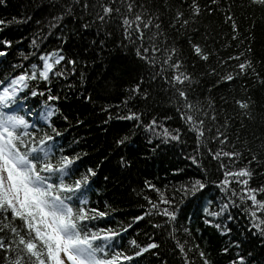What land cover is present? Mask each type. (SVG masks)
I'll return each mask as SVG.
<instances>
[{"label": "trees", "instance_id": "1", "mask_svg": "<svg viewBox=\"0 0 264 264\" xmlns=\"http://www.w3.org/2000/svg\"><path fill=\"white\" fill-rule=\"evenodd\" d=\"M102 6L118 9L104 23L97 19ZM136 15L144 23L151 21L142 31L144 40L151 38L152 43L125 31L123 19L135 24ZM0 20L5 21L0 41H12L6 49L0 44L7 52L0 56V80L42 70L41 54L65 57L47 81L29 79L23 97L34 112L45 104L55 109L51 124L61 133L58 142L66 154L81 157L77 176L88 167L96 169L88 208L108 215L90 227L124 228L114 248L121 245L129 255L132 240L139 246L153 241L159 245L126 264H203L204 259L232 264L241 255L245 264H264V234L247 212L251 201H241L238 193L227 212L211 215L226 202L219 187L226 170L248 168L249 186H264V5L253 0H3ZM153 45L161 51L153 53ZM141 48L149 51L138 55ZM165 48L176 49L173 61ZM175 59L182 62L179 70L169 66ZM246 61L251 67L241 72L237 66ZM180 74L189 81L170 86L172 77ZM226 75L233 79L224 80ZM137 85L139 92L134 91ZM29 89L44 95L32 97ZM178 90L186 92L191 108L185 107ZM49 94L58 99L48 101ZM181 109L193 122L181 116ZM130 112L139 120L124 119ZM153 120L158 126L150 129ZM200 121L203 135L194 130ZM165 131L178 133L179 139L165 138ZM218 132L227 140H217ZM125 135L129 142L117 147L115 141ZM225 152L239 155L212 159ZM192 155L198 163L189 159ZM122 156L130 166L121 165ZM196 179L208 181L205 197L182 198L181 185ZM230 187L242 186L232 182ZM164 199H174L175 220L150 214L133 223L134 217L151 211L149 200L169 207ZM257 199L264 200V193Z\"/></svg>", "mask_w": 264, "mask_h": 264}, {"label": "snow or ice", "instance_id": "2", "mask_svg": "<svg viewBox=\"0 0 264 264\" xmlns=\"http://www.w3.org/2000/svg\"><path fill=\"white\" fill-rule=\"evenodd\" d=\"M253 2L264 5V0H253ZM193 3L195 4V0ZM128 8L131 11L132 5L129 4ZM116 11L118 9L113 6H102L103 15H98L97 19L100 23H104ZM195 11L199 13L198 6ZM135 22L134 24L126 17L123 19L125 31L129 36L135 32L140 36L141 42L152 43L151 38L144 40L145 33L142 31V29H149L151 21L144 23L142 17L136 15ZM4 23L5 21L0 20V25ZM156 27L159 29L160 25ZM0 44L6 49L12 45V41L3 40ZM33 44L35 45V41ZM163 50L169 53L168 60L173 61L176 49ZM148 51L147 48H141L137 54ZM151 51L155 53L161 49L153 45ZM194 51L202 54L199 45H194ZM6 54V50L0 49V56ZM39 59L42 62V70L32 71L31 75L28 72H21L9 79L0 80V261L2 264H126L151 249H157L159 245L154 241L146 246H139L136 240H132L133 251L129 255L120 250L121 245H116L114 248L115 238L125 231L124 228L117 231L112 228L90 227L92 221L108 215L107 212L99 209L88 208V193L92 190L90 178L97 175L96 169L88 167L84 174L77 176L76 173L80 167L78 161L81 157L66 154V150L58 142L61 133L51 124L55 109L45 104L34 112L27 108L26 98L23 97L22 89L28 88L29 79L35 80L39 77L47 81L54 66L65 57L58 53H48L41 54ZM202 59L207 60L208 56L202 54ZM150 62L155 61L153 59ZM169 66L179 70L182 62L180 59H175ZM237 67L243 72L249 69L251 64L246 61L238 64ZM189 79V76L180 74L173 76L169 83L173 86L174 83L183 84ZM223 79L230 81L233 76L226 75ZM139 90L140 86L137 85L134 91L139 92ZM29 92L32 97L44 95L31 89ZM178 95L184 98L186 108L192 107L187 104L185 91L178 90ZM22 99L24 102L18 103ZM54 99L58 97L50 94L47 96L48 101ZM241 106L247 108L248 104L244 103ZM181 116L193 122V116L187 115L183 109H181ZM64 119L66 120L67 117ZM109 119L112 117L110 116ZM124 119L135 122L139 120V115L136 112H130ZM42 124L45 127L42 128L40 126ZM203 124L204 122L200 121V127L194 129L200 135H203ZM157 126V121L153 120L149 128L154 129ZM45 129H50V132ZM164 136L167 138L171 136V133L165 131ZM221 136L223 134L218 132L216 139L220 140ZM171 138L179 139V134ZM129 139L130 137L125 135L117 139L115 143L117 147H120L127 144ZM223 140H227V137L223 136ZM221 155L235 158L239 154L216 153L212 159L218 160ZM189 159L193 163H198V157L195 155L190 156ZM120 163L124 167L130 166V161L123 156L120 158ZM220 167L226 166L221 164ZM251 177L252 172L248 168H242L237 172L226 170L224 178L219 181V187L226 202L221 205L219 212H213L211 215L215 217L227 212L239 193L241 201H251L247 212L254 222V227L264 234V200L257 199L258 193H264V186L251 188L249 186ZM232 182L242 187L239 190L232 189L230 187ZM207 184L206 179H196L181 185L179 191L183 194L182 198L191 197L192 200H202L205 197ZM148 187L159 191L154 185L149 184ZM148 203L151 211L142 212L141 215L134 217L133 223L142 221L150 214H162L169 220H175L178 209L174 199L162 201L169 207H161L160 204L150 200ZM9 214L11 220H9ZM17 221H19L18 224ZM206 222L212 223L211 220ZM215 226L220 227V225ZM128 227L131 228L132 224ZM153 227L158 226L153 225ZM180 250L183 252V247ZM224 251L227 252L228 249L225 248ZM205 255L204 252L200 253L201 257ZM203 264H210V261L204 259ZM232 264H245V257L238 256Z\"/></svg>", "mask_w": 264, "mask_h": 264}, {"label": "rangeland", "instance_id": "3", "mask_svg": "<svg viewBox=\"0 0 264 264\" xmlns=\"http://www.w3.org/2000/svg\"><path fill=\"white\" fill-rule=\"evenodd\" d=\"M51 59V58H50ZM52 108V107H51Z\"/></svg>", "mask_w": 264, "mask_h": 264}]
</instances>
